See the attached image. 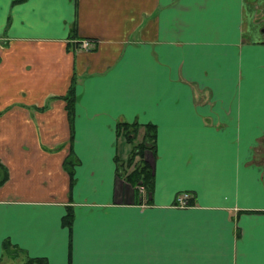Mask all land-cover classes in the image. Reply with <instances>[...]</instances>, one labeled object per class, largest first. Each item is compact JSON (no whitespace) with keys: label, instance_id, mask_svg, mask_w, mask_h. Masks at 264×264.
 I'll return each instance as SVG.
<instances>
[{"label":"crops","instance_id":"0c3cea01","mask_svg":"<svg viewBox=\"0 0 264 264\" xmlns=\"http://www.w3.org/2000/svg\"><path fill=\"white\" fill-rule=\"evenodd\" d=\"M139 159L149 188L127 177ZM16 255L264 264V0H0V260Z\"/></svg>","mask_w":264,"mask_h":264},{"label":"trees","instance_id":"16d2710c","mask_svg":"<svg viewBox=\"0 0 264 264\" xmlns=\"http://www.w3.org/2000/svg\"><path fill=\"white\" fill-rule=\"evenodd\" d=\"M65 99L67 101L66 103L67 108L68 110L71 111L73 107V101H74V90L72 88L68 90V93L65 95ZM145 126L148 129V134L146 136V142L149 147H152L154 144V126L151 123H146ZM119 128H122V133L127 136L129 135L131 131L130 130L131 125H129L128 123H123V126H120ZM145 145L146 144L144 141L140 143L139 145L137 144L136 146L140 149V147L142 148ZM69 161L70 159H66V164H68ZM151 176L152 174L150 172L149 166L142 159H139V161L134 163L133 168L127 174V177L132 181H137L141 179V181L144 183V185L147 188H149L151 185V181H152ZM71 217H72V212L68 211L66 214L63 215L62 219L64 222L69 223L71 220ZM25 264H47V261L45 257L43 256H36V257H29L26 260Z\"/></svg>","mask_w":264,"mask_h":264},{"label":"rangeland","instance_id":"374dc122","mask_svg":"<svg viewBox=\"0 0 264 264\" xmlns=\"http://www.w3.org/2000/svg\"><path fill=\"white\" fill-rule=\"evenodd\" d=\"M8 254V253H7ZM13 256H5L0 260V264H25V262L19 260V256H14V259L12 258Z\"/></svg>","mask_w":264,"mask_h":264},{"label":"built area","instance_id":"2783aa9c","mask_svg":"<svg viewBox=\"0 0 264 264\" xmlns=\"http://www.w3.org/2000/svg\"><path fill=\"white\" fill-rule=\"evenodd\" d=\"M89 40L88 39H84L82 40L81 44L83 47H87L89 45ZM139 189L142 190L143 189V186L142 185H139ZM183 196H180L179 199H182Z\"/></svg>","mask_w":264,"mask_h":264}]
</instances>
